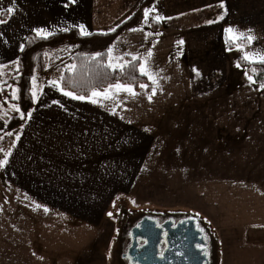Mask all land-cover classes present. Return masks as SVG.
Listing matches in <instances>:
<instances>
[{"label": "rangeland", "instance_id": "obj_1", "mask_svg": "<svg viewBox=\"0 0 264 264\" xmlns=\"http://www.w3.org/2000/svg\"><path fill=\"white\" fill-rule=\"evenodd\" d=\"M130 2L137 9L142 0ZM145 9L137 28L109 46L107 61L154 53L142 61L155 77L145 89L154 109L148 161L131 194L112 203L101 232L70 234L68 264H128L127 232L148 214L191 215L209 242L208 264H264V88L237 59L264 55V0H155ZM157 15V36L140 48ZM229 27L245 34V44L226 47ZM58 49L54 66L71 68L73 50ZM5 88L11 102L15 86ZM2 115L8 121L21 111L11 104Z\"/></svg>", "mask_w": 264, "mask_h": 264}, {"label": "crops", "instance_id": "obj_2", "mask_svg": "<svg viewBox=\"0 0 264 264\" xmlns=\"http://www.w3.org/2000/svg\"><path fill=\"white\" fill-rule=\"evenodd\" d=\"M129 1L0 0V88L10 82L30 32H81L80 25L88 33L108 31L136 9ZM145 39L146 33L140 48ZM58 50L47 54L44 72L31 76L36 99L22 124L3 131L2 114L18 104L0 101V159L11 153L0 168V264H68L70 234L101 232L112 203L131 194L148 161L150 79L131 86L134 94L112 88L107 98L90 92L74 99L60 85L64 67L51 61Z\"/></svg>", "mask_w": 264, "mask_h": 264}, {"label": "trees", "instance_id": "obj_3", "mask_svg": "<svg viewBox=\"0 0 264 264\" xmlns=\"http://www.w3.org/2000/svg\"><path fill=\"white\" fill-rule=\"evenodd\" d=\"M155 0H142L138 8L127 18L108 31H94L89 35H81L76 28L51 33L47 38H41L35 33L27 35L26 42L17 57L16 70L10 82L15 86V101L22 115H15L8 119L3 131H10L22 124L24 116L33 104L30 91L31 76L34 73L44 72L46 69L47 54L58 48H71L72 67L65 69L60 79V85L64 90L76 95L86 96L92 91L101 90L111 84H126L137 90L148 81L146 74H141L139 64L142 52L136 56L121 55L119 65L110 67L107 61L109 46L126 29L140 24L146 7ZM160 22L151 21V30L147 33V39L153 42L158 34ZM246 38L232 41L227 39L226 47L236 44H245ZM71 45V47H70ZM100 55L97 56L96 54ZM136 57V59H133ZM239 64L252 76L258 85L264 83V63L250 62L238 58ZM255 69V71H253ZM5 87L0 88V101L5 103Z\"/></svg>", "mask_w": 264, "mask_h": 264}, {"label": "water", "instance_id": "obj_4", "mask_svg": "<svg viewBox=\"0 0 264 264\" xmlns=\"http://www.w3.org/2000/svg\"><path fill=\"white\" fill-rule=\"evenodd\" d=\"M182 224V228L176 230V234L167 235V248L162 256H157V245L160 241V231L163 225L149 217L141 220L130 228L131 246L126 253L132 264H206L207 255L196 244L206 243L201 228L188 218ZM138 238L144 239L146 243L134 248ZM204 240V241H203Z\"/></svg>", "mask_w": 264, "mask_h": 264}, {"label": "snow or ice", "instance_id": "obj_5", "mask_svg": "<svg viewBox=\"0 0 264 264\" xmlns=\"http://www.w3.org/2000/svg\"><path fill=\"white\" fill-rule=\"evenodd\" d=\"M222 6H223V4H221V7ZM7 11L9 13H11L13 11V9L12 8H8ZM149 11H150L149 9H145V17L148 16ZM222 18H223V16L219 17V19H222ZM155 19L156 20H160V19H162V17H160L159 15H157L155 17ZM214 22L215 21H212V20L207 21V23H209V24H212ZM79 27L81 29V33H80L81 35H89V33L84 30V25H80ZM66 30L67 29H65V31ZM35 31H36L37 35L40 36L41 38H47L48 36L51 35V33H48L45 29H35ZM251 31H252L251 29L248 30L249 33H251ZM225 32L228 33V34H230V38L233 41H237V40H239V39H241V38H243L245 36L244 33L236 32L234 29H232L230 27L229 28H226L225 29ZM253 38L254 37H252L251 35H248L247 36V39H248L249 42H251V40ZM237 47H240V45H237ZM111 51H112V49L109 48L108 49V53H109L110 60H111ZM96 55L99 56L100 54L97 53ZM148 55L151 56L152 53L149 51L148 52ZM133 59H136V57H133ZM243 59L249 60L250 62H253L254 61V62L264 63V55H261V54H250L248 52H245L244 53V56H243ZM109 66L110 67H115L116 65H113V64L110 63ZM119 66L120 67H123V65H119ZM237 67H239V65H237ZM139 71H140L141 74H147L149 76V79L153 80V82L155 83V77L146 72V66H145L144 63H141L140 64ZM194 71H195V69H194ZM253 71H255V69H253ZM248 79H249L250 82H253L252 76H248ZM33 83H35V78L34 77H33ZM53 83L55 84V82H53ZM141 87H145V85H141ZM260 87L261 88H264V83L260 84ZM112 88H115L117 91L124 90V91H128V92L134 94L133 89H132L131 86H126V85H122L120 83H117L115 85H110L109 86V89H105L104 93H100V92H97V91L94 90V91H92L91 96L92 97H96V96L104 95L105 98H107L110 95V89H112ZM64 94L65 95H68V96H72L74 99H80V100L85 99L84 96L74 95L72 92H65ZM15 96H16V92L13 91V98H15ZM32 98H33V100L36 99V91L35 90H33V92H32ZM149 99H151V98L149 97ZM92 102L95 103L96 101L93 100ZM13 108L17 112L20 111V108L18 106H16V105H13ZM28 115L30 117L31 116V113H28ZM8 135H11V133H8ZM0 139H2V137H0ZM9 155H11L10 152H5V158L4 159H0V168H2L5 164L8 163L7 157ZM107 215L111 217L113 215V213L112 212H109Z\"/></svg>", "mask_w": 264, "mask_h": 264}, {"label": "flooded vegetation", "instance_id": "obj_6", "mask_svg": "<svg viewBox=\"0 0 264 264\" xmlns=\"http://www.w3.org/2000/svg\"><path fill=\"white\" fill-rule=\"evenodd\" d=\"M144 216L153 219L156 222L157 226L163 225V229L160 231V241L157 245V253L156 254L158 257L162 256L165 249L167 248L168 243L165 239L166 236L176 234L177 233L176 230H178V232H179V228H177V227L182 228L183 227L182 224L184 223L183 221H185L189 217L192 218V216L188 215V214H185V215H183V214L182 215L181 214H177V215H173V214H166V215L165 214H161V215L148 214V215H144ZM144 216H141L131 227L135 226L141 220V218ZM193 221L196 223V221L194 219H193ZM130 228L127 232V240L122 247L123 250L121 251V257L127 259V261L129 262V263L127 262L128 264H132L130 262V257L126 255L128 248L132 244V240H131L130 232H129ZM201 230L203 233V237L206 238L205 232L203 231L202 228H201ZM145 243H146V241L144 239L138 238L134 248H138V247L144 245ZM196 247L203 249L202 251L204 253H206V255H207L206 264H208V262H209V242H206L205 244H204V242L203 243L201 242L199 244H196Z\"/></svg>", "mask_w": 264, "mask_h": 264}]
</instances>
